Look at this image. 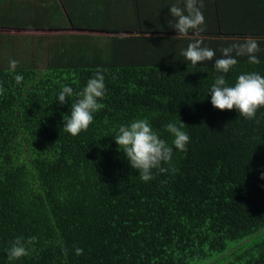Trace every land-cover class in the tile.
<instances>
[{"label":"trees","instance_id":"16d2710c","mask_svg":"<svg viewBox=\"0 0 264 264\" xmlns=\"http://www.w3.org/2000/svg\"><path fill=\"white\" fill-rule=\"evenodd\" d=\"M201 2L204 30L181 36L169 8L184 0H0V264H264V108L247 119L209 93L219 75L264 76V0ZM249 37L259 63L233 52L218 72L221 50ZM196 39L213 61L181 54ZM98 70L104 107L73 136L72 101ZM138 119L173 148L147 182L114 139ZM181 121L186 151L166 129Z\"/></svg>","mask_w":264,"mask_h":264},{"label":"clouds","instance_id":"9594fccd","mask_svg":"<svg viewBox=\"0 0 264 264\" xmlns=\"http://www.w3.org/2000/svg\"><path fill=\"white\" fill-rule=\"evenodd\" d=\"M202 2L198 5V0H184V6L179 3L169 8L170 15L175 18V23L171 25L177 34L187 36L192 31L202 32L204 29V15L201 11ZM171 24V21H169ZM202 39H196L189 43L182 55L192 64L204 61H213L215 50L202 47ZM259 44L255 38H245L242 43H234L221 50L222 57L215 59L214 67L220 72L227 74L237 63L233 56H245L249 58V63L258 64L259 59L255 55L259 51ZM18 61L9 62V70L15 72ZM15 81L19 84L23 80L20 74L15 75ZM4 88L0 84V94H3ZM106 92L104 76L98 70L93 78L87 81L86 86L78 94L79 98L72 101L71 113L64 123V130L73 136L82 131H86L93 122V113L104 107L98 100L102 99ZM211 103L223 111L236 109L239 115L253 119L260 108H264V76L258 73H246L237 77L236 83L228 85L225 75L217 76L214 84L211 86ZM73 96L71 86H64L58 95L60 104L66 103V98ZM185 124L181 121V126L169 123L166 129L174 137L173 145L179 151H186V145L190 142L189 135L182 130ZM115 142L122 149L126 158L130 162L131 168L139 172L140 178L147 182L153 179V170L157 169L164 173L166 168L162 164L171 160L173 148L153 130L147 119L134 120L128 125H121L115 136ZM264 178V176H262ZM35 237L29 238L26 242L23 238H17L9 249V259H20L29 255V248L26 244H32ZM77 255L83 254V249L77 248Z\"/></svg>","mask_w":264,"mask_h":264}]
</instances>
